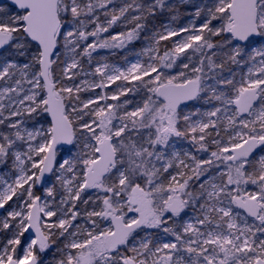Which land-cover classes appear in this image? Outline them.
<instances>
[{
  "label": "snow or ice",
  "instance_id": "snow-or-ice-1",
  "mask_svg": "<svg viewBox=\"0 0 264 264\" xmlns=\"http://www.w3.org/2000/svg\"><path fill=\"white\" fill-rule=\"evenodd\" d=\"M194 8L0 0V264H264V0Z\"/></svg>",
  "mask_w": 264,
  "mask_h": 264
},
{
  "label": "trees",
  "instance_id": "trees-1",
  "mask_svg": "<svg viewBox=\"0 0 264 264\" xmlns=\"http://www.w3.org/2000/svg\"><path fill=\"white\" fill-rule=\"evenodd\" d=\"M199 1L204 2L203 0H196V1H189L187 3H180L177 4V12L174 14H178V18L176 20V24L177 25H182L183 21H185L186 19H188L190 16L188 15V13L193 12L195 10L194 6L196 5V3H198ZM178 2V0H177ZM121 3V0H117V4L119 5ZM168 21V14L166 13L164 16H160L158 18H156L154 21H150L149 26L151 27L153 23H155L156 26H159V24L161 23H166ZM125 30L123 27H117L113 30L110 31H123ZM143 35L141 37V40L134 42L132 45L129 46L127 52L130 51H136L138 49L142 48V44L143 42ZM170 46V45H169ZM124 50H118L117 52H115L114 54H111L108 50H104L103 52L99 53V56L103 55L104 57L111 59V60H117L119 62H123V54H124ZM89 98V92H85L82 95V99H87ZM36 191H39L36 189ZM52 256V253L48 254V259H50Z\"/></svg>",
  "mask_w": 264,
  "mask_h": 264
},
{
  "label": "rangeland",
  "instance_id": "rangeland-1",
  "mask_svg": "<svg viewBox=\"0 0 264 264\" xmlns=\"http://www.w3.org/2000/svg\"><path fill=\"white\" fill-rule=\"evenodd\" d=\"M204 2H206V0H203ZM199 3H202L201 1H199L198 3H196V4H199ZM177 4H180L179 2H177ZM177 17H178V14H177ZM191 19V17H189L188 19H186L185 21H183L182 23V25H184V24H186L189 20ZM168 22V21H167ZM166 22V23H167ZM181 25V26H182ZM145 45H144V43L142 44V47H144ZM140 49H138V50H134V51H130V52H124V54H123V56L122 57H125V55H127L128 56V59L129 60H133L135 57H134V55H133V53L134 52H138ZM104 50H102L101 52H103ZM100 57H104L103 55H101ZM146 59V58H145ZM107 62H109V63H112V64H118V65H122L123 64V62H119V61H117V60H111V59H108L107 58ZM89 79H91V77H89ZM96 91H99V89H97ZM92 95H94V93H91V92H89V97L90 96H92ZM180 146L181 147H186V144H184L183 142H180ZM37 192V194H40V192H42V189L40 188L39 189V191H36ZM78 222H80V221H78ZM45 259L47 260L48 259V255L45 257Z\"/></svg>",
  "mask_w": 264,
  "mask_h": 264
},
{
  "label": "water",
  "instance_id": "water-1",
  "mask_svg": "<svg viewBox=\"0 0 264 264\" xmlns=\"http://www.w3.org/2000/svg\"><path fill=\"white\" fill-rule=\"evenodd\" d=\"M191 1V0H188V2ZM195 1V0H194ZM37 189H39V187H37Z\"/></svg>",
  "mask_w": 264,
  "mask_h": 264
}]
</instances>
